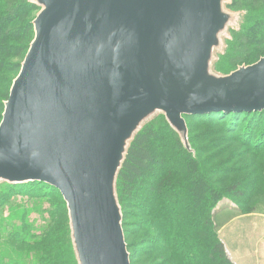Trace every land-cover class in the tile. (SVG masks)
I'll return each instance as SVG.
<instances>
[{"label":"water","instance_id":"water-1","mask_svg":"<svg viewBox=\"0 0 264 264\" xmlns=\"http://www.w3.org/2000/svg\"><path fill=\"white\" fill-rule=\"evenodd\" d=\"M233 0H30L34 39L4 103L0 184L43 183L67 207L77 264H131L117 185L164 117L264 112V57L216 71L243 13Z\"/></svg>","mask_w":264,"mask_h":264},{"label":"rangeland","instance_id":"rangeland-1","mask_svg":"<svg viewBox=\"0 0 264 264\" xmlns=\"http://www.w3.org/2000/svg\"><path fill=\"white\" fill-rule=\"evenodd\" d=\"M20 2L0 0V122L34 37L21 25L30 28L39 12ZM234 9L247 11V19L218 64L225 73L264 56V0H240ZM198 117L187 119L195 151L191 158L159 120L147 144L154 163L131 192L122 193L131 264H264V117ZM193 162L198 167L191 169ZM169 173L174 184L161 190ZM5 185L0 186V199L8 193L7 202L0 201V264H39L37 252H54L53 264H72L60 192L40 197L25 189L9 195ZM233 190L241 197H233ZM216 193L226 197L215 207ZM215 239L224 244L226 257L214 249Z\"/></svg>","mask_w":264,"mask_h":264},{"label":"trees","instance_id":"trees-1","mask_svg":"<svg viewBox=\"0 0 264 264\" xmlns=\"http://www.w3.org/2000/svg\"><path fill=\"white\" fill-rule=\"evenodd\" d=\"M29 1L30 0H21L20 6H24V7L26 6L25 8H27L28 10H32V9H38L39 10V8L30 5ZM239 1L240 0H233L232 4L230 6H228V9L233 11V12H241V13H243V16H244L243 17V22H242L239 30H237V31L235 30V31L231 32V39L227 41V48H226V50H225L223 55H225L226 51L228 50L229 43L233 40V34H236V33H239V32L242 31V28L244 27L246 19H247V11H245V10H235L234 9L235 4L237 2H239ZM35 18H34V20H35ZM33 21L29 22L30 28L27 27V26H24V24L21 25V26L24 27L25 29H29L30 33H32L34 31ZM22 27H20V28H22ZM33 39H34V37L32 38V41H33ZM32 41H31V43H32ZM30 44H29V47H30ZM29 47L27 48L28 50H29ZM27 53H28V51H27ZM223 55H221L219 57V60H218V62L216 64V71L218 73H220V74H223V75H228V74L234 72L235 70H237L239 67L253 65V64L257 63L260 59H262L264 57V56L260 57L258 59V61L254 62V63H251V64H245L244 63L242 65H239L234 70H232V71H230L228 73H225V72H221V71L218 70V64H219V62H220V60H221ZM21 64H20V68H21ZM7 100L8 99H6L4 101V103ZM3 106H4V104H3ZM3 112H4V109H3ZM194 117H197V116H187L185 118L186 122H187V119L194 118ZM244 117H247V118L249 117L250 119L262 118V117H264V112L263 113H252V114H249V113H229V114H226V113H211V114H208V115H201L198 118L199 119H202V118H207V119L229 118V119H232L234 121H240V120H243ZM1 120H2V115H1ZM159 120L164 121V123L167 126H169V128L172 130V132L174 134H176V136L178 137L177 145L180 148L179 150L180 151L182 150L183 153L185 154V156H187V158H191L193 156L192 153H189L184 148V146H183V144H182V142L180 140L179 135L170 127V125L168 124V122L166 121V119L164 117H159V118L155 119L154 121H152L151 123H149L147 126H145L143 128V130L136 137L134 143L132 144V146H131V148L129 150V153L127 155L126 161L124 163V166H123V168L121 170L120 177H119V180H118V185H117V190H118V195H119V200H120L121 206H122L121 197H124L123 194H122L123 191L131 192L130 191V189H131L130 187L133 186L136 181H140L142 179V176H143L144 172L146 170H148L150 168V166L155 161L154 160V156L151 153V151H149L147 144H148L149 138L152 135H154V132H155L154 130L156 129L155 125H156V123H158ZM235 123H237V122H235ZM187 125H188V122H187ZM188 128H189V125H188ZM189 138H190V143H191L192 138L190 136V128H189ZM191 146H192V144H191ZM189 167L191 169H193L195 167L197 168L198 167V163L197 164H195V162H193L192 164L190 163ZM172 178H173L172 173H169L167 175V177L163 179L164 181L163 180H162L163 182L161 181V183L159 184V188L161 190H163L167 186H172L174 184ZM201 183H203L204 186L206 187V183L204 181H201ZM1 185H3V184H0V186ZM33 185L34 184H28V185H24V186H10V185L6 184L5 186H6V188H8V191L10 192L9 195H13L14 191H16V190L19 191L20 193H22V190H25V189H26L25 192L32 191V192H30L31 194L41 195L40 197H42V196H44L46 194H49L51 191H56V192L58 191V190H56V189H54L52 187H49V186H47L46 184H43V183H36L35 186H33ZM235 191L236 190L232 191L233 192V197H237V198L241 197V193L237 192L236 194H234ZM7 195H8V193L6 194L5 192L1 195L0 201H1L2 204L7 202ZM217 196H219L218 193H216V197ZM222 197L223 196H219V200L215 203V207L217 205H219L220 201L222 199H224L226 196H224L223 198ZM122 210H123V206H122ZM123 214H124V210H123ZM124 227H125V224H124ZM69 231H70V229H69ZM124 231H125V228H124ZM125 236H126V231H125ZM70 240H71V234H70ZM126 241H127V238H126ZM127 244L129 245L128 242H127ZM43 245L44 244H41L40 247L43 246ZM71 247H72V242H71ZM130 249H131V246L129 245V252H130ZM214 249L217 252H219L222 256L226 257L225 246L220 240L215 239ZM53 253L54 252H37V254L40 255V257L37 258V262L39 264H49V263L53 264V262H52ZM65 256H66V252H64V254H63V257H65ZM70 257H71L72 264H77V261H76L75 256H74L73 247H72V252H71V256ZM131 258H132V255H131ZM228 261H226L225 264H232L230 261L229 262ZM64 264H69L68 260H64Z\"/></svg>","mask_w":264,"mask_h":264}]
</instances>
